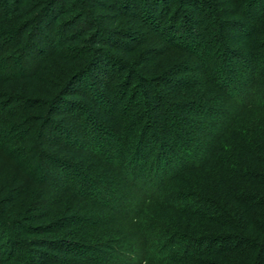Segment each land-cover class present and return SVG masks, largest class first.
<instances>
[{
	"label": "trees",
	"instance_id": "16d2710c",
	"mask_svg": "<svg viewBox=\"0 0 264 264\" xmlns=\"http://www.w3.org/2000/svg\"><path fill=\"white\" fill-rule=\"evenodd\" d=\"M111 2L118 3L122 9L136 16L134 19L129 18L133 20L129 27L113 22V28L122 27L124 32L110 29L105 32L100 28L110 24L113 19L107 16L110 12L118 17V6L115 8L108 5L104 16H98V23L93 20L90 10L100 9L99 0H0V54L5 53L7 60L13 63L15 59L12 56L15 57V53L20 51L22 70L25 66L23 61L26 59L30 62L34 52V58L39 61L34 64L35 69L28 80L42 83L43 77L38 73L48 72L46 64L53 61L52 53L38 58L36 56L40 52L36 48V40L47 31L55 28L56 32H63L65 36L68 32L64 29L68 25L72 28L79 27V32H73L64 41L73 44V47H69L68 60L78 51L86 53L84 64L65 74L61 83L52 84V89L57 92H47L45 96H51L46 100L26 98L22 96L25 90H22L21 95L17 92H0V153L9 163L17 164L21 173L14 178V184L20 183L21 188L11 195L13 183L7 187L0 170V264H41L32 259L29 251L22 252L25 247L17 238L23 234L55 235L53 239L35 240L32 243L53 253H69L68 257H73L69 259L57 254L47 255L36 250L35 257L49 259L44 264H130L132 257L138 258L137 264H142L147 259L141 260V254L157 260L162 256L166 257L160 261L161 264L164 261L166 264H264V127L256 126L249 135L244 126L237 125L251 110L261 114L264 112V43L259 44L258 40H264L263 0H247L246 6L242 3L239 6L238 13L248 19V23L224 20L226 12L221 10L219 0ZM155 10H159V13L154 14ZM162 24L161 39L182 53L195 55V68L190 67L193 61L185 58L180 59L176 68L169 70V73L153 76L150 80L140 78L134 65L140 59L143 63L153 59L155 49L150 48L151 45H145L149 43L147 39L154 40L151 35L158 32ZM230 29L245 32L247 40L244 52L224 49V34ZM101 30L111 38H118L112 47L118 48L114 52L117 55L100 49L96 33ZM171 30H180L182 34L176 38L177 33ZM166 32H170L169 36ZM255 34H258V38ZM137 39L140 42L147 40V43L136 57H132V52L140 44L129 41ZM175 39H183L182 44L174 42ZM190 39L193 40L192 44L186 47L184 43ZM78 41L83 43L82 50L74 49V44ZM61 45L57 47L59 53L56 56L62 55V47L65 49L63 42ZM32 63L34 61L30 64ZM106 66L111 74H115L114 71L119 68L120 76L115 78L117 80L114 84L109 82L104 86L106 91L101 94L97 90L103 88L99 77ZM1 73L2 71L0 80L5 82L23 81L26 78L22 71L17 76L9 77ZM183 74L187 77L182 78ZM151 82H155L156 87H161L164 91L166 89L168 93L171 92L168 89L172 88L173 96L181 94L182 101L173 102L170 95L167 96L168 100L163 95L159 96L153 90ZM111 87H117L120 95L115 107H111V97L114 94ZM94 91V95L101 97L100 100L92 98ZM251 94L255 97L251 98ZM249 96L251 99L247 100ZM76 97L80 98V103ZM6 98L8 100L3 102ZM87 99L104 108L102 117L111 126L115 124L113 118L117 117L107 112H116L117 108L128 113L135 121L127 131L126 144L132 145L134 142L136 150L128 157L118 154L124 173L122 176H128L125 171L128 170L130 178L137 181L133 185L137 189H142L143 185H149L150 182L157 196L153 201L162 209L174 211L183 217L184 222L195 224V219L206 227V232L214 234L188 237L180 229L166 226L158 220H148L138 224L137 239L129 241L124 250L121 247L118 250L111 248L114 240L106 230L101 236L91 238L89 235L86 239L81 238V241L78 239L81 232L89 234L90 231L111 225L107 223L104 226L78 207L68 211L62 207L59 214L62 199L71 189L76 193L82 192L85 197L91 195L106 206L112 201L111 196L105 197L106 191L110 190L106 183L107 174L98 167L88 172L89 166L78 161L79 158L72 154L76 152L82 156L94 151L92 146L89 150L83 147L85 134H82L81 129L88 125L89 120L81 124L78 119H74L77 115L63 118L73 110L80 112L83 108L81 102H86ZM124 102L127 108L123 105ZM104 105H108V108ZM29 110H39L44 116L31 115L27 112ZM59 113L64 115L56 120ZM154 113H158L159 117L155 118ZM201 113H204L202 121L207 120L208 124L193 119L183 123V116L189 114L198 118ZM176 116H182L178 122L183 128L176 129L173 122L177 119ZM142 120L144 124L139 129ZM76 137L83 143H77ZM180 139L188 146L192 143L197 145L195 152L200 151L199 145L206 143V146L199 156L186 153L178 149ZM228 139L230 143L234 141L232 148L229 143H224ZM13 147L15 150H12ZM113 150L110 151L115 155L118 149ZM96 152L100 151L97 149ZM170 152L175 155L174 159H179L174 162L172 173L171 170L168 172L173 169L167 161V154ZM182 152L184 153L181 154ZM94 155L92 154L93 157ZM73 161H76V165ZM48 165L53 169L59 168L61 174L54 170L53 174L50 173ZM78 167H83V171ZM209 170H215V177H211V180L218 182L215 184L217 187L211 191L205 192L198 186L195 191L193 181L189 185L187 183L188 190L169 189L172 187L171 183L181 180L184 173L206 176ZM142 179L145 180L143 183ZM27 182H30V186ZM32 183L49 192H54L58 186L60 189L57 193L62 194V199H57L52 204V199L37 198L18 218H13L20 193L24 194ZM191 183L194 186L188 188ZM113 186L115 188L111 190L112 193L119 194L116 204L118 214L132 216L138 209L137 205L133 206V201L130 204L127 202L130 199L129 193L124 192L123 183L116 180ZM93 187L97 196L92 195ZM70 210L74 213L66 215ZM15 231L20 232L16 238L12 234ZM109 249L117 253L121 249L123 253H118V260L115 258L112 262Z\"/></svg>",
	"mask_w": 264,
	"mask_h": 264
},
{
	"label": "rangeland",
	"instance_id": "374dc122",
	"mask_svg": "<svg viewBox=\"0 0 264 264\" xmlns=\"http://www.w3.org/2000/svg\"><path fill=\"white\" fill-rule=\"evenodd\" d=\"M101 2V7L100 9H95V10H90V13H92L94 19L96 21V23H98L99 19L98 16H104L103 14L106 13V9H108V5H112L115 8H117L118 6V17H114L113 13L110 12V14H108L107 16H110V18H113L110 20V24H106L104 27H100L102 30H105V32L108 31V29H110L111 31H117L118 32H124L123 30H125L122 27H117L115 26L114 28L113 26V22L116 21L118 24H120V26H128L130 24H133V20L131 21L132 18L134 19L136 16L135 15H131V12H129L128 10L122 9L120 7V5H118V3H112L111 0H99ZM247 0H219L222 8L221 10L226 12V19L224 20H239L240 22H244V23H248V19H245L243 17V15L241 16L240 13H238V8L241 5H245V2ZM171 2V1H169ZM264 2V0H263ZM168 4V1L167 3ZM264 4V3H263ZM246 6V5H245ZM241 7V6H240ZM257 12H258V8ZM104 11V12H103ZM99 12V13H97ZM154 14H158L159 10H155V12H153ZM101 14V15H98ZM113 14V15H112ZM135 16V17H134ZM171 17V16H170ZM229 18V19H228ZM112 28H111V27ZM163 24L161 27H159L160 29L158 30V32H153L154 34L151 35V38L154 37V40H150L147 39L149 43H147V40L145 41H138V39L136 41H129L134 42V44H140L139 47H137L136 50H134L131 54L132 57H136L137 53H139L141 51L142 48L148 47L150 46V48L155 49L154 53V57L153 59H151L150 61H147L145 63H143L140 60H137V65H134V68H137V72H138V76L140 78H146L147 80H150L151 77L153 78V76H158L162 73H169V70H173L176 68L178 61L184 60L185 58H189V60H192L193 62L190 63V67L195 68L194 67V58L195 55L193 54H189L187 53H182L180 51H178L177 49H174L173 47H170L172 45L168 44L167 42H165L164 39H161L163 37L162 33V29H163ZM99 27V26H98ZM79 27L76 28H72V27H66V29H64V31H67L68 33H66V35H63V32H56V29L54 28L52 31H47L43 34V37L45 36V38H43L42 36H39V38L36 40V48L40 50V52H38V54L36 55L37 58L38 57H43L44 54H50L52 53L51 59L53 60L52 62L48 63V65L46 64V66L48 67V72L43 73L42 71L39 72L38 74H40V77L42 76V83L37 82V81H31L28 80L30 78V75L33 73L34 71V64L36 62L39 61V59H35L34 55L35 53L33 52L31 54V61L27 62L26 59L25 61H23L24 63V67L21 70V64L22 62H20V57H21V52L18 51V53H15V57L12 56L13 59H15L13 61V63H10L9 60H7V57H5V53L4 54H0V64L1 65V70L2 71V75L4 76H14V75H19L20 72L22 71L26 78L23 79V81H10V82H5V81H1L0 80V92L1 93H12V92H17L19 95L23 94L22 90H25V93L22 96H25L26 98L29 99H42L46 100L49 97L45 96V94L47 92L53 94L56 93V89H52V84H57V83H61L64 79H65V74H69L70 72H72L75 69H78L79 66L81 64H84V62L86 61V53H84L83 51H78L74 54H72L73 56L71 57V59L68 60V54L69 52V47H73L72 42L68 43L67 41L64 42L66 40V38H68V35H71L73 32H79ZM100 30V29H99ZM99 31V33H96L97 36L96 38L100 41V49L109 53H114L116 50H118V48H112L113 45L115 44V41L118 40V38H111L110 36H108V34H106L105 32L103 33V31ZM176 34V38H178V36H180L181 31L180 30H171ZM177 31V32H176ZM167 35L169 36L170 32H166ZM255 37L258 38V34L254 35ZM42 37V38H41ZM224 49L226 50H238L240 52H244V48H245V43H246V36H245V32H239L236 31L235 29H230L227 31V33L224 34ZM169 38V37H167ZM160 39V41H159ZM130 40V39H126ZM158 40V41H157ZM162 40V41H161ZM183 40V39H182ZM182 40L181 39H175L174 42L178 43L177 44H182ZM259 44L264 43L263 39H258ZM151 41V42H150ZM192 39L189 40V42L184 43L185 46L187 47V45H191L192 44ZM63 42V46L65 47V49L62 47L61 48V56H56V53H59V50L57 49L58 46H62ZM140 42V43H139ZM196 42V41H195ZM61 43V44H60ZM147 43V44H146ZM173 43V42H172ZM146 44V45H145ZM83 43L82 41H78L77 43L74 44V49H79L82 50V46ZM145 45V47H144ZM175 46V45H174ZM173 48V49H172ZM8 54V53H7ZM64 55V57H63ZM112 55H117V54H112ZM61 57L63 59H61ZM117 57V56H116ZM32 61H34V63L30 64ZM131 65V64H130ZM34 66V67H33ZM188 66V65H187ZM133 67V66H132ZM106 70H103L101 77H99L101 79V83L103 85V88L101 89H97L101 94H103L104 91H106L105 87L106 85L109 84V82H111V85L114 84V82L117 80L115 78H117L118 76H120V70L119 68H116V70L114 71L115 74H111L108 73L110 72L109 68L106 66L105 67ZM118 70V73H116ZM175 71V70H174ZM101 73V72H100ZM185 73V72H184ZM187 76H185V74L182 75V78H186ZM264 77V75L262 76ZM261 77V78H262ZM179 78V77H177ZM264 81V79H263ZM44 83V84H43ZM152 84V88L153 90L156 91L157 94H159V96L163 95L165 96L166 100L167 96L170 95L169 97H171L173 102L179 103L180 101H182L180 98V95L178 97L173 96V89L170 88L168 89L171 92H167L166 89L165 91L160 87H156V83L155 82H151ZM187 86L189 87V84L186 83ZM264 84V83H263ZM136 85H138V82L136 83ZM260 86V84L258 85V87ZM155 88V89H154ZM136 89V88H135ZM187 89V88H186ZM185 89V90H186ZM111 90L114 92V94L112 93V100H111V107H115L116 102H118V96L119 95V91L117 87H111ZM188 90V89H187ZM21 91V92H20ZM56 91V92H55ZM96 91L92 92V98L95 99L97 98L98 100L101 99V97L94 95ZM175 92V91H174ZM21 93V94H20ZM90 93V92H89ZM149 95L152 96V93ZM243 95V94H242ZM252 95V94H251ZM95 97V98H94ZM255 97L254 95H252L251 98ZM250 96L247 100L251 99ZM77 101H80V98L76 97ZM8 100L3 99L2 101H6ZM242 100V99H241ZM245 100V98H243V101ZM136 102V101H135ZM80 103V102H79ZM81 106L83 108L80 109L79 111H75L73 110L71 113H66V115H64V113H59L60 115H57L56 120H60V118H62V114L64 115L63 118L68 119L70 118V116H76V118L74 117V119H78L80 121L81 124H83V122H87L89 120L88 125L83 126L81 131L82 134H85L83 139H84V145L83 147L86 148L87 150H89L88 148H90V146H92L93 148V152H90L86 155H80L79 153H74L72 152L73 156H76L78 161L83 162L85 165L89 166V171L93 170L94 168L100 169V171H102L103 173L107 174L106 176V183L108 188H110V190H107L105 193V197L109 198L111 196L112 201L111 203L109 202L110 205H104V203L101 204L100 201H98V199H94L91 195L85 197L83 195L82 192H77L73 189H71L66 195L65 197L62 199V194L60 195L59 193H57V191H59L60 188H58V186H56L54 192H49L46 189H42L41 187H38L36 185H34L32 183L31 187L27 190L24 194L20 193L19 195V200H17V208L15 209L16 213L13 214V218H18V216L20 215V213L22 214L27 208L31 207L32 201L34 200V202L36 201V199L38 198H47V200H50V202H52V204H55L56 200L58 199H62L61 202V209L59 214L62 212V207L64 209H67V211L70 208H80L82 209V211L85 213H89L90 217L92 216V219H94L95 221L98 222H102L103 225L105 226L107 223H110L111 225L109 227H102L99 229H96L95 231H90V233H80L78 235V239L81 241L83 238L86 239L89 237V235L91 236H101L104 233H106L109 235H112V240H114L111 244V248H113L114 250H118V248H122V250H124L125 246H128L127 244H129V241H135L137 239V236L139 234V230H137L138 224L140 222L144 223L145 221L148 220H158L161 223H163L166 226H170L172 228L175 229H180L182 233L186 234L188 237H196L199 235H204V234H214V232H206V227L203 225H200L201 222L198 223V221L195 224L193 223H188V222H184L183 221V217H181L180 215L176 214L174 211H169L166 209H162L161 206H159L155 200L153 201V199H155L157 196H155V191L153 190L154 188L150 185L151 183L149 182V185H143L142 189H137L136 187H133L134 183H136L137 181L131 179V174L129 173L128 170H125L126 173L128 174L125 175L126 177L124 178L122 175L124 173H122L123 169H121L120 166V159L118 154H123L124 156H130L132 153H134V148L135 145H129L126 144V135H127V131L128 129L131 127L132 124L135 123V121H133V119L130 117V115H128V113H125L121 111V108H117L116 112H107L114 114L117 118H113L115 124L113 126L107 124L104 121V117H102V110L104 108H102L101 106L98 105V103L88 100L86 102H81ZM125 104V102L123 103V105ZM103 106V105H102ZM126 106V104L124 105ZM105 108H108V105L105 106ZM127 108V106H126ZM29 112L31 115H36V116H44V113L39 111V110H29L27 111ZM74 114V115H73ZM170 115H173V113H171ZM202 115H204V113H201V117L199 116L198 118L194 116H183V123L185 124L186 122H188L189 120H194V121H200L203 122L205 125L208 124L207 120L206 121H202L203 117ZM69 116V117H67ZM101 116V117H100ZM153 116V115H152ZM155 118L159 117L158 113H154ZM210 117V116H209ZM171 118V117H169ZM177 119H175L173 122L176 125V129L179 128H183L178 121L179 118H182V116H180L178 118V116H176ZM185 118V119H184ZM201 119V120H200ZM262 119V120H261ZM261 120L262 124L259 123V121ZM119 121V122H118ZM143 121V120H142ZM141 123H139V129L141 128V126L144 124V121ZM186 121V122H184ZM241 124V126H244L245 132L249 135H251V131L255 130L256 126L258 128H260L261 126L264 127V112L263 114H261L259 111H249L248 114H246L243 119L239 120V123L237 125ZM117 128V129H116ZM185 128V127H184ZM116 129V130H115ZM215 131V130H214ZM215 133V132H214ZM78 137H76L75 139L77 140L76 142H81L83 143L82 140L77 139ZM150 140V137H148ZM179 138V137H178ZM230 140H226L224 141V143L226 145L230 144V147L232 148L234 145V141L232 140V142H229ZM178 142V141H177ZM229 143V144H228ZM179 146L178 149H181L182 151L184 150V152L186 153H194L196 155H200L202 152H200L201 150H203V147L206 146L205 145H199V152H195L194 149L197 145H195L194 143L190 144V146H188L187 144L184 143L183 139H180L179 142L177 143ZM132 146V147H131ZM98 149V151H100L99 153L96 152ZM116 150L118 149V152L114 155L113 153H111L110 150ZM12 150H15V147L12 148ZM113 150V151H114ZM126 150V151H125ZM120 151V153H119ZM122 151V152H121ZM96 152V153H95ZM184 152H182L181 154H183ZM92 154L94 155V157L92 156ZM113 154V157H112ZM102 155V157H101ZM167 156H169L167 159L169 166L173 167V169H169L170 167L167 168L168 172L170 171V173H172L174 171V162H178V158L174 159V154L173 153H169L167 154ZM24 157V156H23ZM93 159V160H92ZM174 160V161H173ZM73 163L76 165V161H73ZM79 165V164H78ZM80 166V165H79ZM86 167V166H85ZM83 167H78V169L81 171H83L82 169ZM88 168V167H86ZM86 168H84V171L86 172ZM125 168V167H124ZM0 170H2V174H3V180L5 181V185L7 187L11 186L12 183L14 186L13 188H11L10 193L11 195H13V193H16V191H19L20 187V183L18 185L14 184L16 182H14V178H17L21 173L19 172L18 169V165L17 164H12L9 163V161H7V159L0 153ZM56 171L57 174H61L59 168H55L53 169L52 167H50L48 165V171L50 173H54V171ZM218 172V171H217ZM102 173V174H103ZM215 170H209L206 174V176L203 175H198V174H189V173H184L181 175V180H177V181H173L172 187H169V189L173 190V191H183V190H188L186 188V185L188 183L193 181L194 185L191 183V185L188 187H192L195 188V191L197 190V186L199 188H202L203 191H211L213 190L215 187V184H217V181L211 180V177H215ZM63 176L64 173L62 172ZM218 176H220L219 172H218ZM117 182H121L123 183V186L125 188L124 192H128V197L130 199L127 200V202H132L133 201V206L134 204L137 205L138 209H134L136 210V212L129 217L126 216H121L118 214V207L116 206L117 201L119 199V194L118 192H113L112 193V189H114L115 187L113 186L114 181ZM46 180L50 181L49 178H46ZM71 181L73 180L72 178L70 179ZM29 181V180H28ZM145 180L142 179V183ZM1 182V181H0ZM51 182H49L50 185ZM70 184V182H68ZM23 184V183H22ZM66 184V185H69ZM72 184V183H71ZM27 185L30 186V182H27ZM73 185V184H72ZM17 186V188H16ZM49 187V186H48ZM14 188L16 190H14ZM67 188V187H66ZM72 188V187H70ZM68 190V189H67ZM66 190V191H67ZM194 191V190H193ZM201 191V190H200ZM56 192V193H55ZM61 192V191H60ZM92 195H98L96 194L97 191L95 190V187H93V191H92ZM204 194V192H202ZM78 195V196H77ZM150 197V198H149ZM105 200V199H104ZM100 202V203H98ZM113 203V204H112ZM108 204V203H106ZM130 204V203H129ZM113 205V206H111ZM106 206V207H105ZM135 207V208H137ZM74 211L68 212L66 215H71L73 214ZM82 214V213H80ZM133 217V218H132ZM137 219V220H136ZM7 220V219H6ZM10 220V219H8ZM181 220V221H180ZM9 222V221H7ZM106 222V223H105ZM44 223V222H42ZM184 223V224H183ZM186 223V224H185ZM38 225V224H36ZM193 226V227H191ZM202 226V228L200 227ZM208 229V228H207ZM106 230V231H105ZM88 232V231H87ZM204 232V233H203ZM15 238L16 236L18 237L20 232L19 231H15L14 233ZM55 237V235L52 234H48V235H31V234H23L20 236V238H17L19 240V242L21 241V243L24 245V250H22V252H27L29 251V255L32 257V259H35V261H37L38 263L44 264L45 261H49V259L44 258L41 259L39 257H35V253L36 250H41V252L47 254V255H55L57 254V256L59 257H66V258H73V257H68L69 253H53L51 250L47 249V248H42L37 244H33L32 242L35 240H41V239H53ZM82 238V239H81ZM111 251V249H109V253H112V257H111V261L113 262L116 258V260H118L117 254H122L123 252L121 251V249H119V252L117 253L116 251ZM144 255L141 254V260H146L147 262H143L142 264H161V260H165L166 257L160 258L159 260L157 259H150V257H143ZM148 256V255H147ZM68 259V260H69ZM161 261V262H160ZM67 262V261H66ZM139 262L138 258L136 257H132L131 258V262L130 264H137ZM160 262V263H157ZM164 264H166V262L164 261Z\"/></svg>",
	"mask_w": 264,
	"mask_h": 264
}]
</instances>
